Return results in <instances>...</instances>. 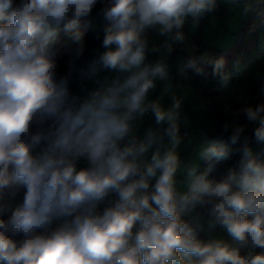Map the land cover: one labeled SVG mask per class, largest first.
<instances>
[{
    "label": "clouds",
    "instance_id": "9594fccd",
    "mask_svg": "<svg viewBox=\"0 0 264 264\" xmlns=\"http://www.w3.org/2000/svg\"><path fill=\"white\" fill-rule=\"evenodd\" d=\"M260 2L224 0L244 15ZM216 8L217 0H0V264H264V159L251 147L264 145V67L252 76L256 95L241 88L240 106L224 108L227 141L198 150L218 162L240 153L236 166L210 179V168L200 173L178 151L189 120L167 57L185 43L186 22L198 26ZM61 26L68 36L57 47ZM89 30L102 31L104 51L78 65ZM150 30L162 42H150ZM62 49L73 57L63 74ZM208 64L219 75L226 61L189 55L176 72L203 75ZM149 113L154 125L138 135Z\"/></svg>",
    "mask_w": 264,
    "mask_h": 264
},
{
    "label": "rangeland",
    "instance_id": "374dc122",
    "mask_svg": "<svg viewBox=\"0 0 264 264\" xmlns=\"http://www.w3.org/2000/svg\"><path fill=\"white\" fill-rule=\"evenodd\" d=\"M18 2L19 0H15V3ZM99 9L97 5L92 12V18L96 25H100V18L97 17ZM150 31L147 34L149 40L158 41L156 37L158 34ZM183 31L186 41L182 44L183 47L180 44L176 46L180 45L183 48V52H186L187 55L185 57H172L177 64L189 55L199 56L203 53H208L211 59L214 54L218 57L223 56L226 61L222 74L216 75L211 80L213 82V85H211L212 93L206 88L207 94L210 96L209 100L202 97L198 91L200 89L190 83L189 78L192 76L190 73H188L186 78H181L177 75L176 70H170L172 89L177 96L183 97L182 116L188 117L189 123L186 128L190 130L189 140L182 142L178 151L182 160L196 162L199 166L201 162L198 157L199 147L207 141L213 140L212 134L219 129L221 122L228 119L224 113L225 106L228 104H231L233 108L240 106L234 100V96L238 94L241 88L246 89L253 96L256 95L257 89L252 76L257 69L264 67V0H261L254 7V10L247 15L242 14V8H234L224 3V0H217V8L214 12L206 14L199 21L198 26L195 27H193L189 19ZM67 36V32L61 26L56 46L60 47L63 45L67 40ZM96 38L97 32L89 30L88 37L85 38V48L89 51L90 56L94 55V39ZM97 50L99 52L104 51L101 46L97 47ZM171 55L173 54L171 53ZM70 59H73L71 52L62 49V54L57 57L59 73L63 74L66 71ZM106 74L102 73L101 75ZM192 74L194 75V72ZM224 74L229 76L227 85L224 84L222 79ZM88 86L89 88L95 87L91 83ZM157 89H159V86H157ZM157 89L151 94V98H156L158 94L160 96L161 90L158 93ZM166 97L169 98L168 102L164 100ZM162 101L165 105L170 104L171 93L163 96ZM252 102L256 103V101ZM150 118L147 119L146 116L143 118L138 128V135H142L149 126L154 125L152 115ZM147 120L150 121L143 129ZM241 122H245L243 117H241ZM253 128L254 126L250 125L246 129L245 135L252 137ZM251 147L255 153L261 154V158L264 159V154H262L264 145H257L253 140ZM80 166H84L83 161ZM217 234L229 239V237H226L227 233L221 229H217ZM202 238H205L203 234Z\"/></svg>",
    "mask_w": 264,
    "mask_h": 264
},
{
    "label": "trees",
    "instance_id": "16d2710c",
    "mask_svg": "<svg viewBox=\"0 0 264 264\" xmlns=\"http://www.w3.org/2000/svg\"><path fill=\"white\" fill-rule=\"evenodd\" d=\"M88 36V33H87ZM95 43L94 46H101L102 45V34L100 32L99 38L94 39ZM220 51H224L221 49H217ZM90 58V53L87 50V48H85L84 54L82 57H80L79 60L76 61V63L78 65H83L85 64ZM219 57L214 54L212 59H218ZM204 74L203 75H197L194 74L192 76H190V83H192L194 86L198 87L199 89H205L204 91H206L207 93V89L209 90L210 93H212L211 90V85H213V82H211L212 78H214L216 75H213V70H212V65L208 64L204 66ZM70 87L72 89H75L76 91H78V85L74 82L70 85ZM216 93V92H215ZM223 123V122H221ZM190 131V130H189ZM249 137H251L250 135H247ZM213 140H225L227 141L228 138V134L227 133H222L221 131V126L219 127V129H217L216 132H214L212 134ZM187 140V139H185ZM184 140V141H185ZM233 147H239V145L233 146ZM240 159V153H235L229 160L226 161H207V160H201L199 167H198V171L200 173L205 172L206 170H208L209 168L211 169V171L208 172V177L210 179L212 178H219L220 176H222L223 174L226 173V171L230 168V167H234L238 164V161Z\"/></svg>",
    "mask_w": 264,
    "mask_h": 264
},
{
    "label": "built area",
    "instance_id": "2783aa9c",
    "mask_svg": "<svg viewBox=\"0 0 264 264\" xmlns=\"http://www.w3.org/2000/svg\"><path fill=\"white\" fill-rule=\"evenodd\" d=\"M100 24H101V20H100ZM150 32H152V31H150ZM101 34H102V40H103V33H102V31H101ZM181 46H182V44H180ZM180 45H178V46H174V50H173V52H172V54H173V56L175 55V56H182L183 55V46L181 47ZM96 52H98V50H97V46H94V53L93 54H95ZM158 57V54H150L149 55V59L150 60H155L156 58ZM92 58V56H90V58L89 59H91ZM74 91H76L75 89H73ZM150 113L149 114H146V117H147V119H149L150 118ZM148 121H150V120H147L146 122H145V126H143V128H145L146 127V125H147V123H148ZM189 129H187L185 126L183 127V126H181V135L184 137V139H183V141L185 140V139H187V137H188V135H189ZM108 199H110V200H114L115 199V195L114 194H112ZM106 205L105 204H101L100 206H99V210L100 211H102L103 210V208L105 207ZM53 227H55V224L53 225Z\"/></svg>",
    "mask_w": 264,
    "mask_h": 264
},
{
    "label": "crops",
    "instance_id": "0c3cea01",
    "mask_svg": "<svg viewBox=\"0 0 264 264\" xmlns=\"http://www.w3.org/2000/svg\"><path fill=\"white\" fill-rule=\"evenodd\" d=\"M98 6H99V8L102 6V5H100V4H98ZM152 33V32H151ZM88 36H87V34H86V37L85 38H87ZM157 38H158V41L157 40H153V39H150V42H155V43H160V42H162V40H163V37H159L158 35L156 36ZM187 54H186V52H183V57H185ZM172 57H176L175 55L173 56V55H169L168 57H167V62H168V64H169V66H170V70H176V67H177V62L175 61V59H173ZM174 60V61H173ZM189 73H190V75H193L192 74V71H189ZM195 74V73H194ZM162 85H163V82H160L159 83V89H157V92L159 93L160 92V90H161V88H162ZM197 90V89H196ZM199 92H200V94L202 95V97H204L205 99H208L209 100V97L210 96H208V94L206 93V91H204V90H198ZM156 98H159V94L157 95V97ZM156 98H154V99H156ZM164 100H165V102H168L169 101V98H164ZM163 102V101H162ZM150 117H151V115H150ZM149 119H151V118H149ZM154 119V118H153ZM144 129V128H143ZM217 131V130H216ZM189 138L190 137H188L187 138V140H189ZM187 140H185V141H187ZM184 142V141H183ZM226 237H228L227 235H226ZM226 239V238H225Z\"/></svg>",
    "mask_w": 264,
    "mask_h": 264
},
{
    "label": "water",
    "instance_id": "95a60500",
    "mask_svg": "<svg viewBox=\"0 0 264 264\" xmlns=\"http://www.w3.org/2000/svg\"><path fill=\"white\" fill-rule=\"evenodd\" d=\"M148 122H149V121H148ZM147 125H148V123H147ZM147 125H146V126H147ZM144 126H145V124H144Z\"/></svg>",
    "mask_w": 264,
    "mask_h": 264
}]
</instances>
